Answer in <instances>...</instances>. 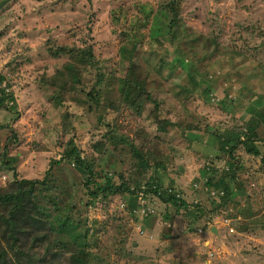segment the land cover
Wrapping results in <instances>:
<instances>
[{
	"label": "rangeland",
	"instance_id": "rangeland-1",
	"mask_svg": "<svg viewBox=\"0 0 264 264\" xmlns=\"http://www.w3.org/2000/svg\"><path fill=\"white\" fill-rule=\"evenodd\" d=\"M0 76L17 111L0 107V190L14 180L5 161L18 178L42 180L72 139L95 179L159 178L182 199L141 229L116 196L85 205L91 187L73 159L60 162L57 202L88 229L87 264H264V154L234 151L243 194L226 206L199 172L217 159L219 177L218 137L243 127L251 105L263 108L264 0H0ZM138 92L139 113L125 103ZM48 190L34 195L52 211ZM153 198L139 197L148 207ZM65 251L55 264H68Z\"/></svg>",
	"mask_w": 264,
	"mask_h": 264
},
{
	"label": "trees",
	"instance_id": "trees-1",
	"mask_svg": "<svg viewBox=\"0 0 264 264\" xmlns=\"http://www.w3.org/2000/svg\"><path fill=\"white\" fill-rule=\"evenodd\" d=\"M85 56L91 59V51H88ZM190 64L192 63L190 62ZM4 79L5 77L0 76V86ZM59 91L55 94L57 103L62 95V90ZM91 91V95L100 94L99 87L94 86ZM119 91L128 96V93L132 91V86L125 80L121 81ZM93 98L96 99V97ZM13 100V95L5 93L4 88L0 87V107L5 109L6 113L17 112L15 104L9 105V102ZM93 101L98 102L97 100ZM141 101V93H139L135 99L125 103L139 113ZM262 102L261 100L257 101V103ZM249 108L248 111L251 115L243 127L224 132L218 137L217 143L213 146L215 148H211L215 156L225 160L219 177L216 176L220 170L216 165L217 159H215V162L209 160L199 170L204 175L203 189L209 193L215 192L212 195L213 197L210 198L217 202V207L226 206L241 191L240 187L233 189V184L239 185V182L235 181L234 171L238 169V166L235 165L237 156L234 151L241 148L245 153L254 157L264 154V103L263 108H257L253 105ZM160 128H162V125ZM79 151L81 149L78 150L74 141L70 139L62 157L49 161V166L42 180L18 178L15 168L10 167L11 160L5 161V165L12 171L14 180L10 188L0 190V264H55L54 261L58 262L57 259L64 255L65 250L69 253L68 264H87L90 258L87 249L88 229L84 228V232H82L79 221L74 222L70 214H61L63 209L59 208L61 204L57 202V197L58 195L64 196V189L61 186L62 182L60 183L51 174L53 171L54 175L55 167L66 159H73V166L75 165L74 168L82 175L84 185L91 187V190H89L91 200L86 202L85 205L98 198H101V202H108L111 201L110 199L113 196H116L120 200L119 205H122L120 209L126 212L125 215H130L132 220L137 219L141 229L143 225H146V227L144 226L146 230L151 220L157 216L154 214L153 207H148V204L140 202L139 197L143 196L144 193L158 190L159 196H161V204L172 203L177 210L182 205V199L180 200V198H176V195L170 194V192L177 193L174 187L170 184L166 186L161 184L159 178H150L149 176L144 182H137L134 185H128L125 181L117 183L111 177H103L100 180L95 179L92 174L94 172L92 169L94 161L91 164L81 156ZM7 152L8 150L4 147L1 156L5 158ZM261 160L264 161V155ZM138 164L142 166V169H149L148 165L142 160ZM168 181L171 182L169 179ZM37 184H42L43 188H36ZM13 185H15L14 191L12 190ZM131 186H134V188H131ZM44 189H49L50 196H53L52 199H49L53 208L52 211L47 210L48 207L34 195V193H41ZM73 196L76 197L75 194ZM142 206L147 210L146 213L141 216L138 214L136 217L135 210H139ZM261 226H264V222ZM99 229L97 227L96 233ZM30 250L32 251L29 252Z\"/></svg>",
	"mask_w": 264,
	"mask_h": 264
},
{
	"label": "clouds",
	"instance_id": "clouds-1",
	"mask_svg": "<svg viewBox=\"0 0 264 264\" xmlns=\"http://www.w3.org/2000/svg\"><path fill=\"white\" fill-rule=\"evenodd\" d=\"M196 178V177H195ZM194 178V179H195ZM197 181L198 182H202V177L199 175V174H197ZM194 183V182H193ZM203 183H204V181H203ZM205 191V190H204ZM152 193H153V195H154V198L152 199V203L153 204H150V207H153L154 208V214H158L157 213V211H159V207H160V204H161V196H159V193H158V190H155V192H153L152 191ZM215 192L214 191H212V192H210V195H213ZM176 195V194H175ZM197 203V202H196ZM122 205H120V207H121Z\"/></svg>",
	"mask_w": 264,
	"mask_h": 264
},
{
	"label": "water",
	"instance_id": "water-1",
	"mask_svg": "<svg viewBox=\"0 0 264 264\" xmlns=\"http://www.w3.org/2000/svg\"><path fill=\"white\" fill-rule=\"evenodd\" d=\"M240 194H243L242 192H239ZM216 232V230H214Z\"/></svg>",
	"mask_w": 264,
	"mask_h": 264
}]
</instances>
